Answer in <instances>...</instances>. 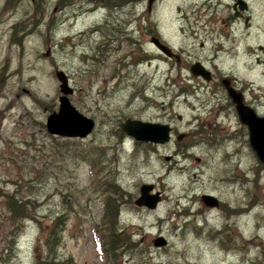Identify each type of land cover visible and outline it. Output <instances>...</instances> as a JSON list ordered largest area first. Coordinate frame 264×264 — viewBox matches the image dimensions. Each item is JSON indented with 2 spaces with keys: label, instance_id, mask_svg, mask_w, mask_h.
<instances>
[{
  "label": "rangeland",
  "instance_id": "obj_1",
  "mask_svg": "<svg viewBox=\"0 0 264 264\" xmlns=\"http://www.w3.org/2000/svg\"><path fill=\"white\" fill-rule=\"evenodd\" d=\"M56 1L0 0V264L45 260L37 239L63 213L54 262L264 264V164L236 113L226 111L221 85L231 79L264 114V0H247L244 54L234 61L212 60L210 11L191 9L188 0H162L148 13L145 0H134V43H120L101 62L99 37L85 34L78 47L75 34L100 22L102 2L84 5L94 11L72 27L74 21L56 13L63 19L56 28ZM183 21L198 31L196 39L182 35ZM145 29L160 32L181 62L206 64L214 81L192 77L174 60H147ZM56 70L74 91L73 107L95 123L85 138L46 130V118L59 107ZM127 119L169 125L170 142H135L121 131ZM143 184L159 197L155 209L134 204ZM202 196L218 205H204ZM116 200L114 216L106 201ZM14 208L24 220L12 216ZM106 235L116 240L113 251Z\"/></svg>",
  "mask_w": 264,
  "mask_h": 264
},
{
  "label": "flooded vegetation",
  "instance_id": "obj_2",
  "mask_svg": "<svg viewBox=\"0 0 264 264\" xmlns=\"http://www.w3.org/2000/svg\"><path fill=\"white\" fill-rule=\"evenodd\" d=\"M95 1L96 0H57L52 9L51 23L55 24L56 28L57 21H59L60 24L63 23L62 18L56 17V13H59L65 16L66 20L70 19L71 22L74 21V23L70 25V27H72L74 24L78 23L80 19H84L87 15H89V12L92 13L94 11V9L85 11L83 9V6L86 4H93ZM145 1L148 13H152L155 10L156 6L160 2H162V0H154L151 6L148 8L149 0ZM188 1L193 7L191 9H205L206 11H210L213 14L210 20L211 25L207 33L208 38L211 41L212 60H215L216 58H222L225 60L234 61L238 58L239 55H241V53L244 54V48L240 46V25L242 21L244 27H248V21L250 17L248 15L249 3L247 2V0ZM100 2H102V6L106 9V13L101 15V18L99 20L100 22L91 23L92 25H89L88 32H84L79 29L75 34V37L78 38V47L83 44L82 39L84 38L85 34L87 36V39H93L96 35L99 37L100 47L98 53L100 54L101 59L97 62H101L103 60V57L105 56H110L118 53V51L120 50V43H125L129 46L134 43L131 36L132 32L130 31V26L132 24L131 9L134 7V0H100ZM179 11L182 10L179 9ZM186 12L188 11L184 9L183 13L185 15H183V19L187 20L189 16L186 14ZM180 31L182 35L187 38L196 39L198 37V31H196L190 21H183V25L181 26ZM141 35L149 37L148 44L152 48V53H146L145 55V58L147 60H174L179 64L180 69H184L188 72H190L192 65L199 63L203 68L210 72V81H214V73L212 69L210 70V68L202 61L194 60L193 62H189L188 64L186 62H181L180 54L176 53L175 49L170 47L169 44L166 43L163 35L160 32H149L145 29L141 31ZM153 39H158V46L151 42V40ZM159 45L165 46L167 48L166 50L168 54L163 53L159 49ZM200 45L203 46V43H200ZM131 54H136V52L134 51ZM213 69L217 71V74L221 72L218 71L215 65L213 66ZM224 73L231 72L227 71ZM221 85L226 96V111H228L229 109L234 111L237 115L239 123L246 127L248 132L247 126L240 120L238 114V106L242 105L246 108L251 109L254 115L258 118H263L264 114L259 113L258 105L254 104L255 99L253 101H248L243 90L234 85L231 79H222ZM172 131L173 130L171 128V133Z\"/></svg>",
  "mask_w": 264,
  "mask_h": 264
},
{
  "label": "water",
  "instance_id": "obj_3",
  "mask_svg": "<svg viewBox=\"0 0 264 264\" xmlns=\"http://www.w3.org/2000/svg\"><path fill=\"white\" fill-rule=\"evenodd\" d=\"M154 0L148 1V8ZM158 39L151 42L157 45ZM158 46V45H157ZM159 49L168 54L165 46L159 45ZM190 73L193 77H200L205 81L211 80V74L201 64L191 66ZM55 78L59 83L60 96L57 112L51 113L46 118V130L49 134L61 137H87L94 129L95 123L92 119L83 116L78 112L69 100L73 89L68 84V79L62 71H55ZM238 102V101H237ZM240 120L248 128L249 144L257 159L264 164V117L258 118L251 109L242 105L238 106ZM121 131L137 142L165 144L169 141L171 128L166 124L142 122L138 120H126L121 125ZM181 137L179 136L178 139ZM152 186L143 184L139 188V197L134 204L138 207L155 209L159 201L158 195H151ZM201 201L208 207L218 205L217 201L209 196H202Z\"/></svg>",
  "mask_w": 264,
  "mask_h": 264
},
{
  "label": "trees",
  "instance_id": "obj_4",
  "mask_svg": "<svg viewBox=\"0 0 264 264\" xmlns=\"http://www.w3.org/2000/svg\"><path fill=\"white\" fill-rule=\"evenodd\" d=\"M139 1V0H136ZM111 188L115 191H117L119 188L115 185L111 186ZM115 195H117V192H115ZM114 204L113 210H114V216H116L119 212L118 206H117V200L116 201H106V205L110 206ZM19 206V205H17ZM18 211V212H11L12 216H16L19 219L24 220V218L26 217V215L24 214H20L22 211L19 210V208H14L12 209V211ZM66 214H60L58 216H56L51 225L48 227L46 235L44 236V232H42V234L38 237L37 241L38 243L43 246V248L46 250V254H45V260L43 258V260L41 261V263L38 264H63V263H68L69 260H63L62 262H54V260L58 259L56 253H57V249L60 246L61 243V237L62 234L65 230V221H66ZM96 235V234H95ZM107 239H108V245L111 251L114 250V244L116 243V240L113 237H110L109 235H106ZM96 245H97V249L99 250V252L101 251L103 253V255H105V252L103 251L104 248V243L102 242V239H100L97 235H96ZM106 251V250H105ZM72 264V262H70Z\"/></svg>",
  "mask_w": 264,
  "mask_h": 264
},
{
  "label": "bare ground",
  "instance_id": "obj_5",
  "mask_svg": "<svg viewBox=\"0 0 264 264\" xmlns=\"http://www.w3.org/2000/svg\"><path fill=\"white\" fill-rule=\"evenodd\" d=\"M159 124H160V123H159ZM166 125H167V124H166ZM169 127H170V126H169ZM170 128H171V127H170ZM171 137H172V135H171V131H170V138H169V141H170ZM134 141H135V140H134ZM169 141H168V142H169ZM135 142H137V141H135ZM168 142H166V143H168ZM166 143H165V144H166Z\"/></svg>",
  "mask_w": 264,
  "mask_h": 264
}]
</instances>
